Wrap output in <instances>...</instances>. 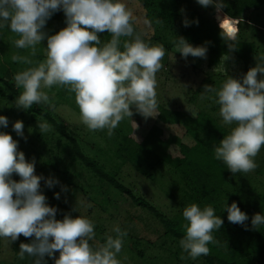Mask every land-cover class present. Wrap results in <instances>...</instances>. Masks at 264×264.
Segmentation results:
<instances>
[{"label": "clouds", "instance_id": "clouds-1", "mask_svg": "<svg viewBox=\"0 0 264 264\" xmlns=\"http://www.w3.org/2000/svg\"><path fill=\"white\" fill-rule=\"evenodd\" d=\"M196 2L215 8L221 38L229 51L234 50L242 19L220 15L224 0ZM59 10L64 13L66 27L48 35L44 31L46 22ZM134 23L125 0H0V29L7 28L18 36L13 41L16 48L30 50L29 55L34 56L36 45L47 38L44 61L34 64L29 56L11 57L13 62L34 64L13 77L15 87L22 89L15 107L28 110L33 104H46L49 96L44 89L57 86L74 93L80 122L89 132L106 129L111 136L119 122L132 117L134 112L145 120L155 117L156 73L161 69L165 49L161 44L146 41L143 33L135 31ZM183 23L190 26L186 19ZM105 31L111 39L102 43L98 34ZM121 37L130 39L121 45ZM173 43L182 58L206 57V44L193 46L178 36ZM255 60V67L239 78L228 76L219 88L204 85L200 96L219 105L223 124L234 125L229 134L213 145L214 159L222 161L232 174L255 169L254 158L264 146V53L255 55ZM8 124V118L0 115V128H7ZM37 128L41 135L50 130L46 121L37 120ZM23 129L20 120L12 124L17 137H23ZM35 164V158L26 160L24 152L18 150V140L0 131V238L14 242L21 235L32 237L30 243L21 242L17 252L21 260L26 254L31 257L32 264H48L46 256L54 264H121L117 257L127 230L115 225L111 229L114 236L106 234L102 244L90 243L95 239L93 220L70 213L57 219V208L47 203L41 180L49 189L60 182L58 178L45 179L35 174ZM13 174L19 176V181L12 178ZM67 190L61 186V191ZM54 198L60 199V193H54ZM73 210L77 211L76 207ZM224 211L229 223L249 230L245 224L249 217L236 201L227 203ZM182 217L187 223L179 244L187 257L182 254L180 259L195 260L208 255L209 243H218L212 233L221 229V216L212 206L201 208L192 203L183 209ZM261 225L264 212L251 217L252 230Z\"/></svg>", "mask_w": 264, "mask_h": 264}, {"label": "trees", "instance_id": "trees-1", "mask_svg": "<svg viewBox=\"0 0 264 264\" xmlns=\"http://www.w3.org/2000/svg\"><path fill=\"white\" fill-rule=\"evenodd\" d=\"M194 1L196 0H137L145 11V18L155 31V39L168 49L174 46L173 41L177 39V36L183 37L193 46L207 45L209 65H216L222 59L233 60L238 62L241 68V73L238 72V76L246 74L251 67H255V55L260 54L264 46V27L250 23L247 17H251L264 8V0H224L223 14L242 19V24H239L241 26L238 25L239 31L234 42L235 49L232 51H229L227 44L221 38V29L216 21L217 14L211 11L213 18L208 19L204 13H200L193 7ZM185 19L190 22V26H184ZM197 20L198 24L195 23ZM64 27H66L65 16L63 11L59 10L48 19L44 31L48 35H52ZM98 35L102 43L111 39V34L107 31ZM17 38L18 36L7 28L0 29V101H15L22 91L15 87V82L5 80L8 74L14 76L18 71L46 59L45 46L47 44L44 42L47 41V38L36 45L34 56L29 55L30 50L18 49L14 46L13 41ZM120 40L122 45L126 37H121ZM13 55L29 56L34 64L13 62L11 60ZM48 90H51L52 93H47L49 96L47 104H56L52 96L54 95L60 102L68 103L79 113L74 93L68 92L64 87L57 86ZM26 113L30 117V122L46 121L59 133L61 138L66 139L72 145L74 154L71 156L72 161L79 160L91 172L93 177L98 180L99 189L103 191L104 195L114 191L125 195L134 205L150 210L163 225L164 234L179 244L185 234L184 225L187 223L182 215L172 219L165 218L143 199L135 198L131 191L117 179V170L126 162L131 163L146 176L149 175L148 170L155 167L156 161L154 160L169 164L177 176V184L181 185L179 187L181 190L180 207L184 209L192 203H196L201 208L212 206L215 213L217 215L220 213L224 221L221 229L214 230L212 233L218 243H209L208 255L199 257L206 264L259 263L260 256L264 254V225H261L258 230H252L251 217L258 212H264V192L255 196H251L249 192L244 193L245 188L250 185V176L240 172L232 174L222 161L214 159L213 145L218 144L224 135L229 134V131L218 124L212 116L205 112H199L196 117H188L179 112L160 109L154 125L150 128L145 140L142 141L143 143L140 141L141 139L138 141V139L121 137L118 143L120 148L115 149L112 156L105 154L104 159L100 160V157L96 159L84 155L78 142L63 130L47 108L33 104L30 109L26 110ZM128 118L126 117V119ZM166 127L175 129L172 138L168 140H165L163 132ZM101 131L105 134L107 132L106 129ZM113 133L114 139L120 138L119 132L114 130ZM149 140L156 144L158 142L161 148L164 144L168 146L170 143L174 144L170 147V153H173L174 156L166 152L159 154L157 150V153H153L155 149L152 150L151 146L149 147ZM116 159H119L121 163L116 162ZM38 173L45 179L58 178L60 183L53 189L60 193L59 200H63L61 186H66L68 189L66 192L69 191V195L77 193L85 202L92 201V197H90L92 194L84 191L85 188L79 185L75 186L66 171L59 170L56 166H46ZM42 187L48 188L45 185V180H41ZM171 197L176 198L174 194ZM105 201L107 205H111L109 198ZM233 201H236L241 211L248 215L249 220L245 224L248 225L249 230H245L241 225L228 222L227 212H223V209L227 203L230 205ZM47 203L57 208V219L62 220L65 213L72 214L70 207L66 210L61 204L54 205L50 201ZM94 232L95 239L98 238L101 241L100 244L104 243V230L96 228ZM32 239V237L25 238L23 235L14 242L7 238H0V264H32V258L27 254L22 260L17 256L20 243H30ZM90 243L96 244L94 241H90ZM139 255L144 257L142 253ZM120 257L119 254L117 258L121 260ZM45 259L48 264H54L52 258L46 256Z\"/></svg>", "mask_w": 264, "mask_h": 264}, {"label": "rangeland", "instance_id": "rangeland-1", "mask_svg": "<svg viewBox=\"0 0 264 264\" xmlns=\"http://www.w3.org/2000/svg\"><path fill=\"white\" fill-rule=\"evenodd\" d=\"M125 2L135 18V31L143 33L144 38L150 44L163 45L155 39V31L145 18V11L137 0H125ZM192 5L210 20L213 18L211 11L217 14L211 5L205 8L196 1ZM220 15L225 14L221 12ZM247 20L259 27H264V8L251 17H247ZM145 21L148 23L146 24ZM216 21L219 25V21L217 19ZM128 39L130 38L126 37V40ZM44 43L47 44V41ZM164 49L162 66L156 73L157 109L154 112L155 117L145 120L144 117L134 112L132 117L122 119L114 129L119 132L120 138L114 139V133L108 136L101 130L87 131L80 122V114L68 103L60 102L54 95L52 96L56 104L41 103L39 105L47 108L63 130L78 142L84 155L96 159L100 157V160L104 159L105 154L112 156L115 149L120 148L118 143L121 137L144 141L150 128L154 125L160 109L179 112L188 117H194L191 113H194L196 117L199 112H205L230 132L234 125L229 126L222 123V118L219 116V105L215 104L212 99H201L200 96L204 85L219 88L228 76L241 77L242 75L238 76V72L241 70L238 62L222 59L216 65H209L208 50L205 58L189 56L185 59L177 52L175 46L170 49L164 46ZM262 53H264V46L260 54ZM259 75L258 73V78ZM13 77L8 74L5 80L14 82ZM44 90L47 93H52L51 90ZM0 115L6 116L9 121L8 127L0 128V131L8 132L13 139L18 140V150L24 152L26 160L30 161L35 158V174L39 175V170L46 166H56L57 169L68 173L75 186L79 185L85 188L84 191L92 194L90 196L92 201L87 203L77 193L69 195V191L68 193L62 191L61 198L64 201H61L54 198L56 191L53 187L51 189L42 187L41 191L47 197V201L54 205L61 204L66 210L70 207L73 217L82 214L91 218L95 224L94 229L104 230L105 238L106 234L115 235L111 231L115 225H119L122 230H127L128 235L124 239L120 253L121 264L124 262L127 264H206L201 257H197L195 260L191 258L181 260V255L187 257V253H183L180 244L164 234L163 225L150 210L134 205L125 195L114 191L104 195L103 191L99 189L98 180L93 177L91 172L79 160L72 161L71 156L74 155L72 145L66 139L61 138L52 126L49 125L50 130L41 135L37 128V122H30L26 110L15 107V101H0ZM17 120L24 124L23 137H17L12 130V124ZM163 132L165 140H168L172 138L175 129L166 127ZM148 142L149 147L151 146L152 150L155 149L153 153L158 151L159 154L170 153V147L174 145L169 142L170 146L164 144L161 148L158 142L157 144L151 140ZM170 155L174 156L173 153ZM254 160L257 167L247 173L250 176V185L244 191V193L249 192L251 196L264 192V146L261 147ZM115 161L121 163L119 159ZM154 161H156V165L153 169L148 170L149 175L147 176L140 173L131 163L126 162L117 170V179L131 191L135 198L143 199L165 218L178 217L182 215L183 211L179 200L181 185L177 184V176L169 164ZM12 177L15 180L19 179V176L15 174ZM172 194L176 196L175 199L171 197ZM108 198L111 201L110 206L105 201ZM75 207L77 211L73 210ZM94 242L100 244L101 241L97 238ZM139 252L144 254L143 258ZM54 255L58 257L59 252ZM258 262L257 264H264V254L260 256Z\"/></svg>", "mask_w": 264, "mask_h": 264}]
</instances>
